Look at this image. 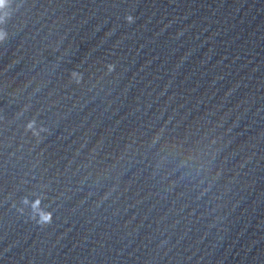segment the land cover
Instances as JSON below:
<instances>
[{"label": "snow or ice", "instance_id": "snow-or-ice-1", "mask_svg": "<svg viewBox=\"0 0 264 264\" xmlns=\"http://www.w3.org/2000/svg\"><path fill=\"white\" fill-rule=\"evenodd\" d=\"M6 3V0H0V8H2Z\"/></svg>", "mask_w": 264, "mask_h": 264}]
</instances>
